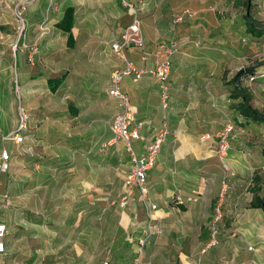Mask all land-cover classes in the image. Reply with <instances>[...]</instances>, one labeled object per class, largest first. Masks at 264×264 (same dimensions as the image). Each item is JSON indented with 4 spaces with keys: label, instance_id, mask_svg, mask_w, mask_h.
<instances>
[{
    "label": "crops",
    "instance_id": "1",
    "mask_svg": "<svg viewBox=\"0 0 264 264\" xmlns=\"http://www.w3.org/2000/svg\"><path fill=\"white\" fill-rule=\"evenodd\" d=\"M148 1L141 18L147 49L152 51L165 42L163 28L167 29L169 24L160 20L162 15L154 8L157 0ZM206 1L222 3L223 0ZM261 1L264 3V0H253V4L260 5ZM54 4L55 19L50 22V34L38 42V68L32 70L29 65H23V91L25 95L31 94L39 82L45 87L44 91L52 94L47 80L63 77L53 95L61 96L63 112L74 120L75 128L86 125L87 129H93V123L98 120L92 115L86 119L87 123L82 119L84 113L104 110L103 103L112 99L108 94L110 76L125 66V61L113 50V44L121 39L130 15L123 0H55ZM69 6L75 10L72 48L68 47L67 33L56 27ZM31 7L33 11L39 10L40 4ZM194 46L186 44L182 52L172 58L171 99L167 111L160 107L158 83L152 76L145 74L138 80L127 76L122 81L123 90L131 96L136 121L143 123L140 130L143 138L134 142L136 153L145 154L165 118L171 131L148 174L150 195L158 205L154 214L164 233L148 245L143 262L264 264V209L261 207L264 204V134L261 131L264 122L247 120L232 110L231 96L237 82L234 64L229 65L221 54L210 55L211 51L207 50L190 55ZM216 46L219 47V43ZM27 55L21 56L22 59L27 61ZM127 55L141 69L150 68L154 62L153 56L142 61L134 48L128 49ZM261 80L264 79L258 81ZM41 107L44 112H51L44 109L47 104H40ZM52 110L53 115L58 116V110ZM118 110L108 122V130ZM225 113L247 131L246 135L230 141L225 160L231 174L215 155V138H208L222 128ZM109 140L103 143L104 147L118 144L109 145ZM124 149L126 151L125 146ZM126 154L131 168L127 151ZM175 195H180L183 203H175ZM136 198L139 200L137 194L133 201ZM218 204L223 213L219 244L210 246L209 223ZM145 224L146 215L135 221L127 214L121 216L110 236L116 258L125 256L127 248H132V260L136 240L143 235ZM109 250L111 252L112 248ZM34 256L37 259V255Z\"/></svg>",
    "mask_w": 264,
    "mask_h": 264
},
{
    "label": "rangeland",
    "instance_id": "2",
    "mask_svg": "<svg viewBox=\"0 0 264 264\" xmlns=\"http://www.w3.org/2000/svg\"><path fill=\"white\" fill-rule=\"evenodd\" d=\"M54 1L0 0V150L6 149L12 156L11 169L0 172V193H9L12 199L11 208L2 216L9 232L7 253L0 264H103L106 260L109 264H129L132 248H127L125 256L116 258L111 232L123 214L133 221L144 219L146 214L137 198L127 208L118 204L130 164L123 144H103L112 137L108 122L118 110L117 102L108 99L103 103L104 110L96 105L100 110L84 113L85 123L91 115L98 120L93 129L86 125L75 128L74 120L63 112L61 96L44 91L39 82L31 94L25 95L23 91V65L32 70L38 68V42L50 34V22L55 19ZM145 2L142 12L149 1ZM33 4H40L39 10L33 11ZM18 5L25 6L21 15ZM154 8L162 15L158 19L169 24L167 29L163 28L162 43L174 39L198 42L190 55L202 50L211 51L210 55L221 54L229 65L234 64L236 74L246 67H256L258 73L264 69V37L253 38L245 29L243 0H157ZM184 10L194 15L174 23L173 14ZM253 16L264 24L262 1L254 8ZM42 23L50 28L43 36L39 31ZM32 46L36 48L33 63L28 61V55L27 61L21 57H26ZM258 80L239 78L253 107L264 113V80ZM44 103V109L51 112L40 108ZM20 108L28 115V129L24 142L15 143L4 137L16 129ZM52 109L58 110V116L53 115ZM231 122L233 117L223 114L224 124L218 131ZM218 131L208 136L216 140L214 151ZM261 131L264 134V124ZM246 132L234 133L239 137ZM114 258L119 261L114 263Z\"/></svg>",
    "mask_w": 264,
    "mask_h": 264
},
{
    "label": "built area",
    "instance_id": "3",
    "mask_svg": "<svg viewBox=\"0 0 264 264\" xmlns=\"http://www.w3.org/2000/svg\"><path fill=\"white\" fill-rule=\"evenodd\" d=\"M123 5L129 12L130 21L125 27L121 39L113 44V50L125 61V66L122 69L114 71L109 80L108 94L112 99L116 100L119 110L111 122L110 131L112 137L108 143L109 145H113L117 142H122L130 158V172L125 179L122 195L118 204L122 208H127L137 194L139 201L144 207L146 214L145 230L143 235L136 240L137 249L130 264H145L143 257L146 248L154 239L161 237L164 233L163 227L157 222L154 214L158 209V205L152 200L150 195L148 174L154 167L157 156L171 131L165 118L162 126L156 132L153 141L147 145L145 154L139 155L136 153L134 142L143 138L140 132L143 123L136 121V111L132 106L131 96L123 90L122 81L127 76H133L134 80H138L145 74H149L158 83L160 107L162 110L167 111L170 107L171 99L169 77L172 70V58L181 53L186 44L193 43L197 45L199 43L189 39H174L168 43H160L152 51H148L140 17L146 2L144 0H138L137 3H133L128 0H123ZM17 7L20 9L19 14L21 15L25 6L18 5ZM193 15L190 10H184L182 13L173 14L172 20L174 23H180L185 18L192 17ZM22 22L24 25V20ZM39 31L40 35L43 36L49 32V27L46 23H42L39 26ZM16 48L17 45L14 46V51H16ZM130 48L138 51L142 61L153 56L154 62L151 67L148 69L137 67L135 62L129 59L127 55V50ZM35 54L36 48L32 46L28 53L29 62L33 63ZM257 77L264 78V70L260 73L257 71L256 74L250 75L248 80H255ZM19 113L20 117L16 129L4 137V139H12L15 143L24 142L26 138L24 133L28 129V115L23 108H20ZM234 129L237 132L241 130L236 127L234 122H231L223 130L218 131L216 135L218 142L215 155L222 162L223 168L230 172V174L231 169L225 159L228 154V149H230V138L236 137ZM11 164V153L6 149L0 150V172L7 173L11 169ZM173 199L177 204L183 203V198L180 195L173 196ZM11 206L12 199L9 193H0V260L7 253L6 238L9 232L8 224L2 219V216L4 211L10 209ZM222 220L223 213L221 205L218 204L209 223L210 246H215L219 243V225ZM104 264H108V261H105Z\"/></svg>",
    "mask_w": 264,
    "mask_h": 264
},
{
    "label": "trees",
    "instance_id": "4",
    "mask_svg": "<svg viewBox=\"0 0 264 264\" xmlns=\"http://www.w3.org/2000/svg\"><path fill=\"white\" fill-rule=\"evenodd\" d=\"M243 5L245 7V13L243 15V18L245 20L246 30L251 34L253 38L264 37V24L262 25L258 23L256 18L253 16V10L256 7L258 8V5L255 6L253 4V0H243ZM74 12L75 10L73 7H67L63 17L56 23V27L58 29L67 33V44L70 48H72L75 43L72 33V28L74 26ZM256 69V67H246L238 72L237 82L232 91L233 94L231 96L232 100H234V103L231 105V108L237 114L241 115L247 120H251L254 122H264V113L253 107L251 103L250 94L243 87H241V84L239 82L240 76H243L245 79H249L250 75L256 74ZM258 79L261 78L257 77L255 80ZM63 80V77L49 78L47 80L49 90L52 93H55L61 86ZM235 124L238 129L245 130L244 125L237 122H235ZM261 207L264 209V204H261ZM27 215L30 216L31 213L27 212Z\"/></svg>",
    "mask_w": 264,
    "mask_h": 264
}]
</instances>
